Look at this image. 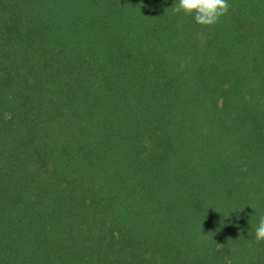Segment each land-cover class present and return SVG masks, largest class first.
I'll use <instances>...</instances> for the list:
<instances>
[{
    "label": "trees",
    "instance_id": "16d2710c",
    "mask_svg": "<svg viewBox=\"0 0 264 264\" xmlns=\"http://www.w3.org/2000/svg\"><path fill=\"white\" fill-rule=\"evenodd\" d=\"M0 0V264H264V0Z\"/></svg>",
    "mask_w": 264,
    "mask_h": 264
},
{
    "label": "clouds",
    "instance_id": "9594fccd",
    "mask_svg": "<svg viewBox=\"0 0 264 264\" xmlns=\"http://www.w3.org/2000/svg\"><path fill=\"white\" fill-rule=\"evenodd\" d=\"M230 9L228 0H178L173 6L177 14L183 13L192 17L196 24L212 26L217 24ZM255 240L264 241V215L259 217L258 226L254 229Z\"/></svg>",
    "mask_w": 264,
    "mask_h": 264
}]
</instances>
